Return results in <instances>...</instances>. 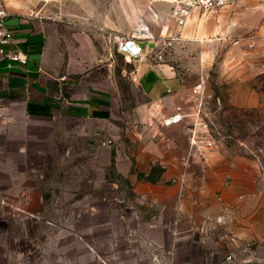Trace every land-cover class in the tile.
I'll list each match as a JSON object with an SVG mask.
<instances>
[{
    "label": "rangeland",
    "instance_id": "obj_1",
    "mask_svg": "<svg viewBox=\"0 0 264 264\" xmlns=\"http://www.w3.org/2000/svg\"><path fill=\"white\" fill-rule=\"evenodd\" d=\"M118 1L0 0L47 47L43 87L0 86V264H264V0L159 54L187 85L162 106L105 31Z\"/></svg>",
    "mask_w": 264,
    "mask_h": 264
},
{
    "label": "crops",
    "instance_id": "obj_2",
    "mask_svg": "<svg viewBox=\"0 0 264 264\" xmlns=\"http://www.w3.org/2000/svg\"><path fill=\"white\" fill-rule=\"evenodd\" d=\"M118 3L120 6L119 23H105V31L114 35L118 34V40L120 37L132 35L135 26L140 22L149 26L154 40L144 44L146 59L134 62L135 67L132 74L136 85L156 106L167 104L187 93V85L177 76L174 67L162 60H157L163 51L160 48L162 41L176 36L178 40L172 45L175 46L179 40L205 39L210 35L224 37L227 32H233L235 27L240 26V19L234 14L232 15L234 7L221 11L196 10L185 21L182 30L178 31V21L173 16V0H119ZM6 23L15 31V40L9 50L26 56L27 60L24 64L13 62L9 67L8 60L0 59V86L8 78L11 80L10 86L13 89H17L18 85H23L25 91L32 89L34 85L43 87L39 81L44 78L43 70L47 62L45 36L38 31V25L16 12H9ZM226 25H229L230 28L226 29ZM93 27L91 14H89V28ZM13 80L19 81V83L14 82V84ZM173 114L169 109L162 110L164 117H170ZM178 191H181L182 196L186 197L187 188L183 187L182 190H178V185L175 184L169 185L154 200L159 208L166 206L175 221L178 219ZM180 202H184L183 199ZM179 212L181 211L179 210Z\"/></svg>",
    "mask_w": 264,
    "mask_h": 264
},
{
    "label": "built area",
    "instance_id": "obj_3",
    "mask_svg": "<svg viewBox=\"0 0 264 264\" xmlns=\"http://www.w3.org/2000/svg\"><path fill=\"white\" fill-rule=\"evenodd\" d=\"M242 0H173L174 9L173 16L178 21V31H181L185 21L192 16L194 11H211L217 9H226L237 5ZM9 17V13L6 7L0 3V59L8 60L10 63L20 62L26 63L27 57L22 56L20 53L10 51V46L15 40V31L10 28L6 21ZM154 40L150 33V28L143 22H140L135 26L132 35L123 36L117 40V48L120 54L127 57L133 62L143 61L146 59V48L144 44ZM178 38L171 37L166 41L160 43L161 50L165 51L173 45V42ZM184 116L176 114L167 120V125H176L182 123ZM110 142H104L103 145H109Z\"/></svg>",
    "mask_w": 264,
    "mask_h": 264
}]
</instances>
